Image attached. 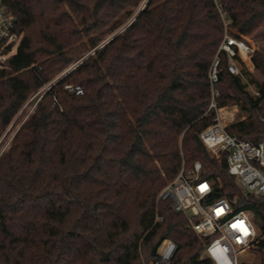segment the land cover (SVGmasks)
<instances>
[{"label": "trees", "instance_id": "16d2710c", "mask_svg": "<svg viewBox=\"0 0 264 264\" xmlns=\"http://www.w3.org/2000/svg\"><path fill=\"white\" fill-rule=\"evenodd\" d=\"M2 1L16 15L20 39L0 59V136L50 87L0 155V264H150L166 239L176 244L167 264H213L201 257L209 237L171 198H159L196 160L214 180L212 198L260 217L250 247L264 264V201L241 189L227 153L214 157L199 135L214 116L209 70L224 35L217 2ZM218 2L236 31L264 25V0ZM142 4L131 24L99 46ZM252 59L259 94L227 70L225 54L216 86L219 106L238 104L246 113L227 130L258 142L264 48L255 47Z\"/></svg>", "mask_w": 264, "mask_h": 264}, {"label": "built area", "instance_id": "2783aa9c", "mask_svg": "<svg viewBox=\"0 0 264 264\" xmlns=\"http://www.w3.org/2000/svg\"><path fill=\"white\" fill-rule=\"evenodd\" d=\"M218 10L224 24V35L209 70L211 98L208 112H214L213 122L200 132V138L211 154L219 158L227 153L228 172L235 177L241 189L259 196L264 201V140L254 142L230 133L224 120V107L219 106L222 54L227 57V70L248 83L254 73L255 44L248 35L232 28L231 18L218 0ZM16 15L0 0V54L12 45L14 52L19 35L14 31ZM255 94H259L257 89ZM203 164L196 160L190 168L184 165L176 177L159 193V198H171L175 211L184 212L189 224L201 237H209L201 254L213 264H241L239 256L248 250L258 236V228L250 210L235 209L227 197L212 198L214 180L203 177ZM238 201L235 197L234 202ZM176 249L174 241L166 239L159 248V258L150 264H167Z\"/></svg>", "mask_w": 264, "mask_h": 264}, {"label": "rangeland", "instance_id": "374dc122", "mask_svg": "<svg viewBox=\"0 0 264 264\" xmlns=\"http://www.w3.org/2000/svg\"><path fill=\"white\" fill-rule=\"evenodd\" d=\"M143 6L144 5L142 4L140 6V8H138L136 10V12L132 15V17L129 18V20L126 22L125 25H123L118 30H116V32H113L112 34H110L106 39H104L99 44V46L100 45L102 46L106 41H108L113 36V34H115L117 32H121L122 30H124V28L126 26H128L130 24V22L133 20V18L135 17V15L139 11V9H141ZM263 33H264V25L261 26L260 31H258L257 33L254 31L251 34H246V35H248V37L250 39H252L256 48H259V47L264 48V34ZM0 59L1 60L4 59L2 54H0ZM63 73H61L59 76H61ZM254 77L262 78L261 74L257 70H255L254 73H252L251 75L248 76V83L249 84H247L246 89L252 94H255L254 90L257 88L256 84L252 81V78H254ZM49 87H50V84H47L44 87H42L38 92H36L25 103V105L22 107V109L19 111V113L12 120L11 124L1 134V136H0V155L9 146L11 140L13 139V137H14L15 133L17 132V130L19 129V127L21 126L22 122L29 116V114L31 112H33V110L35 109V106L37 104V101L40 99V97L43 95V93ZM223 107H224V111H223L224 120L226 121L227 125L230 124L231 122H234L238 118H241V117L246 115V113L241 110V107L238 104H227V105H224ZM250 215H251L252 219L254 220V222L258 228V236L257 237H259L261 234L262 221H261L260 217L257 214H255L253 211H250ZM260 258H261L260 253L258 251H256L255 249H253L252 247H250L245 252H242L239 256V260L241 262H244L245 264H260Z\"/></svg>", "mask_w": 264, "mask_h": 264}, {"label": "water", "instance_id": "95a60500", "mask_svg": "<svg viewBox=\"0 0 264 264\" xmlns=\"http://www.w3.org/2000/svg\"><path fill=\"white\" fill-rule=\"evenodd\" d=\"M147 1L148 0H146V3H147ZM143 8V7H142ZM142 8L141 9H139V11L137 12V14H136V16L133 18V20L130 22V24L134 21V19L137 17V15L140 13V11L142 10ZM116 34H113V36L110 38V39H112L114 36H115ZM80 61H82V60H80ZM80 61L79 62H77L76 64H74V65H72L70 68H68L61 76H59L57 79H60V78H62L64 75H66L68 72H70L72 69H74L77 65H78V63H80Z\"/></svg>", "mask_w": 264, "mask_h": 264}, {"label": "crops", "instance_id": "0c3cea01", "mask_svg": "<svg viewBox=\"0 0 264 264\" xmlns=\"http://www.w3.org/2000/svg\"><path fill=\"white\" fill-rule=\"evenodd\" d=\"M257 89V88H256Z\"/></svg>", "mask_w": 264, "mask_h": 264}]
</instances>
